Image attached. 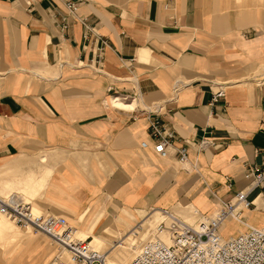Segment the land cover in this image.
<instances>
[{
	"label": "crops",
	"instance_id": "crops-1",
	"mask_svg": "<svg viewBox=\"0 0 264 264\" xmlns=\"http://www.w3.org/2000/svg\"><path fill=\"white\" fill-rule=\"evenodd\" d=\"M77 12L106 39L100 70L90 64L94 35L84 36L63 0H0V196L14 192L73 226L93 223L108 240L160 207L207 212L215 196L244 185L245 167L264 166V19L254 8L79 0ZM218 83L224 95L211 103ZM153 103L190 140L185 163L153 151L141 110ZM200 137L209 140L203 148ZM258 192L264 185L247 192L254 206L244 219L264 226ZM4 223L0 254L37 244ZM116 249L107 258L125 264Z\"/></svg>",
	"mask_w": 264,
	"mask_h": 264
},
{
	"label": "built area",
	"instance_id": "built-area-1",
	"mask_svg": "<svg viewBox=\"0 0 264 264\" xmlns=\"http://www.w3.org/2000/svg\"><path fill=\"white\" fill-rule=\"evenodd\" d=\"M78 2L63 0V5L66 14L81 23L85 37L89 33L94 35L90 64L93 69L100 70L103 48L107 42L77 12ZM65 27L66 22L61 23L60 28ZM223 95L224 83H218L211 91L210 102L217 101ZM141 110L147 119V133L153 151L160 156L174 153L177 161L185 163L190 140L178 137L173 129L165 125L160 118L157 103L146 105ZM195 143L198 148H203L209 140L200 137ZM139 144L144 147L147 143L141 140ZM242 176L246 180L242 187L235 189L227 198L215 196V203L207 212L195 209L192 220L160 207V217L153 225L152 235L142 241L128 264H264V226L247 223L243 213L245 209L254 206L253 198H247V192L255 186L264 185V166H247ZM259 194L256 193L264 208V195ZM0 211L14 223L29 226L65 248L75 264H103L102 253L92 249L89 240L70 238L68 234L71 225L64 215L34 212L28 202L13 194L0 199ZM228 220H234L244 228L225 234ZM53 264L65 262L55 259Z\"/></svg>",
	"mask_w": 264,
	"mask_h": 264
},
{
	"label": "rangeland",
	"instance_id": "rangeland-1",
	"mask_svg": "<svg viewBox=\"0 0 264 264\" xmlns=\"http://www.w3.org/2000/svg\"><path fill=\"white\" fill-rule=\"evenodd\" d=\"M235 5L237 7H251L254 8L255 11L258 13V16L260 19H264V0H235ZM123 102H128L130 103L131 101L127 100H121ZM9 194V193H8ZM7 195V194H6ZM5 196V195H2ZM0 196V197H2ZM21 198V197H20ZM23 201L29 202L28 200L23 199ZM31 203V202H30ZM32 207H33V203ZM34 210H36L37 212L42 211L43 213L46 214L45 211L38 209L37 207L34 208ZM176 214L183 216L186 219H191V216H193V212L194 210L190 211L188 214H184V213H180L177 211H174ZM160 217V215L158 216V214H156V216L151 217L154 222H156V220ZM0 220L5 221L4 223V227L8 228V229H16V230H20V231H24L26 234H29L30 237H32L33 239H35L37 241V244L35 246H28V245H13L12 247L14 248L13 251L10 254H6V252H3L0 254V263L1 264H53V262L55 261V259H61L63 260L60 255L62 254L63 258L68 259L69 255L67 254L68 251H66L63 248H60L59 246H57L56 244H54L53 242H51L46 236L37 233L31 229H23L20 227L15 226L13 223H11L9 220H7L4 216L0 215ZM141 220H137V222L134 221L133 222H126L127 223V228H128V232L126 234H124L123 237L119 238H115L113 236H108V234L106 235L108 240H104V238L100 237L98 235V233L94 234V226L95 224H91L89 226L88 229H85V227H81V226H73V229L78 230L77 233V238L79 239H86L89 240L88 242L90 243L91 247L99 250L100 252H103L104 255L108 256V253L115 249V248H121V247H125L126 251L128 252H119L116 256V258H120L122 261L125 260L127 258L128 262L132 259V257L134 256L135 252L138 250V248L140 247V244L142 243V241L148 237H150L152 235V228H150L149 230H147L144 233H140L139 231V225H140ZM132 223V224H131ZM87 224V223H86ZM236 226L233 225V223L231 222H226L225 224V228H224V233H231L233 231H236ZM32 231L36 234H33ZM108 232L112 235L115 236V234L112 230L108 229ZM85 235H87V237H85ZM91 235V236H88ZM120 236V235H118ZM93 237L98 238L99 244H91V241L93 239ZM114 239V240H113ZM116 240V241H115ZM2 241H3V236L0 235V250H2V248L4 247V249L7 250L6 245H2ZM115 241V242H113ZM12 247H8L9 249H11ZM64 251V252H63ZM67 252V253H66ZM108 261V259H107ZM72 264V263H70Z\"/></svg>",
	"mask_w": 264,
	"mask_h": 264
},
{
	"label": "bare ground",
	"instance_id": "bare-ground-1",
	"mask_svg": "<svg viewBox=\"0 0 264 264\" xmlns=\"http://www.w3.org/2000/svg\"><path fill=\"white\" fill-rule=\"evenodd\" d=\"M125 101V100H124ZM132 102V101H131ZM134 109V108H133ZM132 109V110H133ZM179 162V161H178ZM180 163V162H179ZM9 194H13V195H15V196H17V197H19L17 194H15L14 192H11V193H9ZM6 196H8V194L7 195H5V196H2V197H0V199H5V197ZM20 198V197H19ZM21 199V198H20ZM22 200V199H21ZM23 201V200H22ZM30 204V203H29ZM31 205V204H30ZM34 207V206H33ZM33 207H32V205H31V209L34 211V212H37L36 210H34L33 209ZM35 208V207H34ZM0 215L1 216H4L7 220H9L11 223H13L15 226H17V227H20V228H23V229H31V230H33V231H35V232H37V233H40V234H42V235H44V236H46L45 234H43V233H41V232H39V231H37V230H34V229H32L31 227H29V226H20V225H18V224H16V223H14L13 222V220L12 219H10L5 213H3L2 211H0ZM159 215H160V213H159ZM193 215V214H192ZM194 216V215H193ZM193 216H191V219L190 220H192V218H193ZM159 219V218H158ZM228 221H234V220H228ZM69 223V222H68ZM154 220L152 219V218H148V219H145L143 222H142V225L140 226V233H144V232H146L147 230H149L150 228H152V226L154 225ZM70 224V223H69ZM71 225V224H70ZM70 229V232H69V234L68 235H70V238H72V239H75V238H77V233H78V230H76V229H73V227H72V225H71V227L69 228ZM32 231V232H33ZM34 233V232H33ZM34 234H36V233H34ZM47 237V236H46ZM48 238V237H47ZM49 239V238H48ZM50 240V239H49ZM51 242H53L52 240H50ZM54 244H56L55 242H53ZM88 244H89V246L91 247V245H90V243L88 242ZM57 246H59L60 248H63V247H61L60 245H58V244H56ZM92 248V247H91ZM63 249H65V248H63ZM92 249H94V248H92ZM66 250V249H65ZM96 250V249H95ZM117 250V252H128V251H126V249H125V247H121V248H117L116 249ZM67 251V250H66ZM97 251H99V250H97ZM64 252V251H63ZM100 252V251H99ZM67 253V252H66ZM102 253V256H103V264H118V263H115V262H112V261H110L109 260V258H107V256L106 255H104L103 254V252H101ZM68 254V253H67ZM60 257L63 259L62 261H64L65 262V264H70V263H72V264H75L73 261H71L70 260V257H68V259H66V258H63L62 257V254L60 255ZM107 259H108V261H107ZM128 259L129 258H127L126 259V261H125V264H128ZM59 260H61L60 258H59Z\"/></svg>",
	"mask_w": 264,
	"mask_h": 264
}]
</instances>
